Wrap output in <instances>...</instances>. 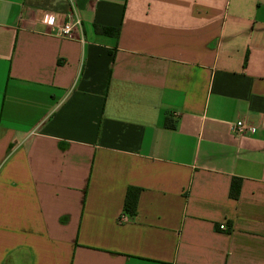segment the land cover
I'll use <instances>...</instances> for the list:
<instances>
[{
	"label": "crops",
	"instance_id": "0c3cea01",
	"mask_svg": "<svg viewBox=\"0 0 264 264\" xmlns=\"http://www.w3.org/2000/svg\"><path fill=\"white\" fill-rule=\"evenodd\" d=\"M0 264H264V0H0Z\"/></svg>",
	"mask_w": 264,
	"mask_h": 264
},
{
	"label": "built area",
	"instance_id": "2783aa9c",
	"mask_svg": "<svg viewBox=\"0 0 264 264\" xmlns=\"http://www.w3.org/2000/svg\"><path fill=\"white\" fill-rule=\"evenodd\" d=\"M42 23L45 26H54V16L52 14H45L42 18ZM82 21L79 17H71L69 16L67 22L60 27L59 34L62 37H72L74 34L75 30L81 28ZM233 132L235 133L236 136L243 137L247 134L253 135L254 134V129L248 125L245 124L243 121H238L234 125V130ZM128 217L127 215H123L120 218V221H127ZM225 226L222 225L221 229H224Z\"/></svg>",
	"mask_w": 264,
	"mask_h": 264
},
{
	"label": "trees",
	"instance_id": "16d2710c",
	"mask_svg": "<svg viewBox=\"0 0 264 264\" xmlns=\"http://www.w3.org/2000/svg\"><path fill=\"white\" fill-rule=\"evenodd\" d=\"M99 31H101V33L104 34H112L114 36H117L119 33V29L111 30L107 28H102ZM167 126H169L170 128H174V125L172 124L167 123ZM140 191H141L140 189L134 187L128 190L124 207H125V211L128 212L129 214H136L137 212ZM239 191H240V181L234 180L231 187V196L233 198H237L239 196Z\"/></svg>",
	"mask_w": 264,
	"mask_h": 264
}]
</instances>
